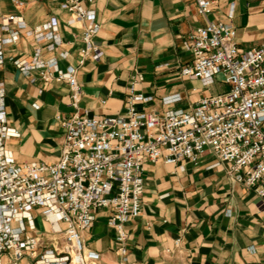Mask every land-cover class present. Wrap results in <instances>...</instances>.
Wrapping results in <instances>:
<instances>
[{"label":"crops","instance_id":"obj_1","mask_svg":"<svg viewBox=\"0 0 264 264\" xmlns=\"http://www.w3.org/2000/svg\"><path fill=\"white\" fill-rule=\"evenodd\" d=\"M212 1L211 13L203 17L194 0H93L100 25L93 41L102 55L98 61L79 64L83 23L68 25L69 13L51 0H0V17L18 15L25 23L14 43L1 44L8 34L0 30L5 110L19 134L6 145L16 162L54 163L63 141L56 116H69L73 109L66 83H43L38 70L24 74L13 59L29 61L40 48L41 58L55 57L59 69L75 67L80 111L88 116L123 113L132 84L134 94L148 99L135 103L137 111L188 110L200 97L226 90L220 77L203 87L179 75L191 60L183 42L195 28L208 21L230 25L238 50L264 49V0ZM51 17L58 22L59 44L48 51L49 42L37 43L25 32ZM171 96L179 100L162 103ZM217 164L210 151L195 163L146 164L140 215L125 223L126 254L116 252L107 209L95 211L92 227L82 234L85 246L99 254L95 264H264V199L231 181L225 166ZM46 229L41 218L39 229L31 234L42 235L46 244ZM31 263L24 257L16 264ZM0 264H9L7 255L0 257Z\"/></svg>","mask_w":264,"mask_h":264},{"label":"built area","instance_id":"obj_2","mask_svg":"<svg viewBox=\"0 0 264 264\" xmlns=\"http://www.w3.org/2000/svg\"><path fill=\"white\" fill-rule=\"evenodd\" d=\"M194 1L199 15L211 13L212 0ZM51 2L69 13L68 25L83 23L79 64L85 59L98 61L102 53L93 38L100 25L91 7L93 0ZM24 27L21 16H1L0 30L8 34L1 44L16 42L17 29ZM57 33L58 22L51 17L25 35L37 43L49 42L46 49L53 51L59 44ZM183 47L191 60L179 75L203 87L220 77L226 90L200 97L188 110L162 113L137 111L135 103L148 99L134 94L132 84L123 113L88 116L80 111L81 87L75 67L59 69L55 57L41 58L40 48L34 49L29 61L12 60L24 74L38 70L43 83H66L73 113L56 116L63 141L54 163L19 164L6 145L19 134L8 122L0 81V257L7 255L9 264L24 257L31 264H95L99 254L85 246L82 234L92 227L99 209L109 210L107 226L114 232L116 252L124 256L125 223L141 211L144 167L157 161L195 163L210 151L225 166L231 181L264 199V49L238 50L233 27L213 21L195 28ZM178 100L171 96L162 103ZM35 211L47 224L44 234L50 238L46 244L42 235L31 234L36 230Z\"/></svg>","mask_w":264,"mask_h":264},{"label":"rangeland","instance_id":"obj_3","mask_svg":"<svg viewBox=\"0 0 264 264\" xmlns=\"http://www.w3.org/2000/svg\"><path fill=\"white\" fill-rule=\"evenodd\" d=\"M36 213H38V211H36ZM40 219H41V217L40 216H37V218L35 220V226H36L37 229H39Z\"/></svg>","mask_w":264,"mask_h":264}]
</instances>
